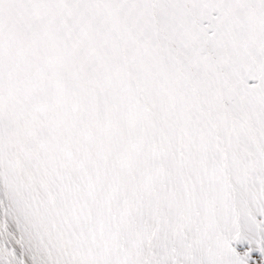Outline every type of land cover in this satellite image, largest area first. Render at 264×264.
Listing matches in <instances>:
<instances>
[{"label":"snow or ice","instance_id":"1","mask_svg":"<svg viewBox=\"0 0 264 264\" xmlns=\"http://www.w3.org/2000/svg\"><path fill=\"white\" fill-rule=\"evenodd\" d=\"M0 264H264V0H0Z\"/></svg>","mask_w":264,"mask_h":264}]
</instances>
